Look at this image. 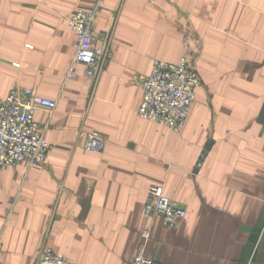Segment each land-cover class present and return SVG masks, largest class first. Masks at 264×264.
<instances>
[{"label": "crops", "instance_id": "obj_1", "mask_svg": "<svg viewBox=\"0 0 264 264\" xmlns=\"http://www.w3.org/2000/svg\"><path fill=\"white\" fill-rule=\"evenodd\" d=\"M81 9H96V46L111 52L96 80L82 65L68 76ZM186 34L200 85L172 130L138 115L139 78L176 63ZM14 87L56 105L34 114L44 162L0 168V264L45 249L121 264L143 243L164 264H264V0H0V100ZM151 184L184 207L178 227L144 213Z\"/></svg>", "mask_w": 264, "mask_h": 264}, {"label": "built area", "instance_id": "obj_2", "mask_svg": "<svg viewBox=\"0 0 264 264\" xmlns=\"http://www.w3.org/2000/svg\"><path fill=\"white\" fill-rule=\"evenodd\" d=\"M96 9L77 10L67 18L68 26L75 32L74 55L68 76L75 75V65H82L84 74L96 80L100 71L111 60L107 46H96L93 23ZM104 38L103 34L99 36ZM190 35L182 38V54L176 63L154 60L148 75L139 78L142 102L137 110L141 118L180 130L188 116L199 78L189 60ZM56 102L35 94L25 87H14L4 100H0V168L14 166L26 159L31 165L44 162L52 146L44 137V129L34 120L37 110L52 112ZM84 138L87 151L102 152L104 139L97 132H79ZM144 213L149 217H161L170 228L179 226L185 216L182 205L164 194L163 186L151 184L147 188ZM144 240L149 230L142 232ZM144 243L139 246L136 257L121 264H164L148 258L143 253ZM1 252V243H0ZM36 264H75L51 249L43 250Z\"/></svg>", "mask_w": 264, "mask_h": 264}]
</instances>
